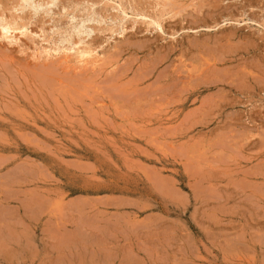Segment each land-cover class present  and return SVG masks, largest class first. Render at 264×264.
<instances>
[{"label":"rangeland","instance_id":"obj_1","mask_svg":"<svg viewBox=\"0 0 264 264\" xmlns=\"http://www.w3.org/2000/svg\"><path fill=\"white\" fill-rule=\"evenodd\" d=\"M22 2L0 0V264H264V0Z\"/></svg>","mask_w":264,"mask_h":264},{"label":"bare ground","instance_id":"obj_2","mask_svg":"<svg viewBox=\"0 0 264 264\" xmlns=\"http://www.w3.org/2000/svg\"><path fill=\"white\" fill-rule=\"evenodd\" d=\"M23 2H28V1H31V0H22ZM119 1V0H118ZM22 2V3H23ZM116 2V1H115ZM29 4V3H28ZM116 5H117V7L118 8H120V10H121V13L122 14H125L126 15V11L122 8V6H121V4L120 3H118V2H116ZM36 7V6H35ZM39 8H41L40 7V5H39ZM38 8V9H39ZM126 17V16H125ZM70 19V18H69ZM155 23V24H157V28H158V26H159V22H157V21H152V23ZM81 27V26H80ZM161 27V26H160ZM0 30H1V33L3 34H5V32H7V34H8V30H10V26L8 25V24H4V23H0ZM13 31V30H12ZM13 35V34H12ZM8 37V36H7ZM6 37V38H7ZM2 38V37H1ZM3 38H5V36H3ZM10 38V37H9ZM61 39H63V38H61ZM60 43V42H59ZM62 44V43H61ZM57 48V49H56ZM56 48H54V49H52V48H50V49H46V48H43V50H42V54L44 53V55H50V54H53L54 53V55L55 54H58L59 52H62V53H64V54H66V53H68L69 52V47H68V49L67 48H65V47H61L62 49H60L59 47H56ZM74 48V47H73ZM37 51V50H36ZM72 51V53L71 54H73L76 58H77V60H79V61H84V60H86V59H94V61L93 62H95L96 61V58L99 56V54L97 53V52H95V51H93V50H84V49H82V50H80V49H76V50H74L73 51V49L71 50ZM32 54V53H31ZM38 54H39V52H38ZM35 56H36V54H35ZM51 57V56H50ZM52 83V82H51Z\"/></svg>","mask_w":264,"mask_h":264}]
</instances>
